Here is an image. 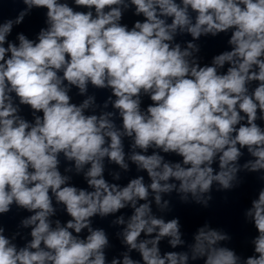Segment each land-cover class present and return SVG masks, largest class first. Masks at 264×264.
Returning <instances> with one entry per match:
<instances>
[{
    "label": "clouds",
    "instance_id": "clouds-1",
    "mask_svg": "<svg viewBox=\"0 0 264 264\" xmlns=\"http://www.w3.org/2000/svg\"><path fill=\"white\" fill-rule=\"evenodd\" d=\"M249 175L244 250L172 215ZM0 264H264V0H0Z\"/></svg>",
    "mask_w": 264,
    "mask_h": 264
}]
</instances>
